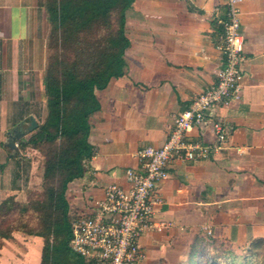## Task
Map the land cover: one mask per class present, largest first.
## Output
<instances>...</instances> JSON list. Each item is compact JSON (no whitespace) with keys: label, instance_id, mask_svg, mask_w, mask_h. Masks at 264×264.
<instances>
[{"label":"crops","instance_id":"obj_1","mask_svg":"<svg viewBox=\"0 0 264 264\" xmlns=\"http://www.w3.org/2000/svg\"><path fill=\"white\" fill-rule=\"evenodd\" d=\"M225 13L226 0H134L127 8L125 74L96 89L101 108L90 116L89 136L95 154L85 176L69 184L71 212L79 185L81 216L92 213L108 184L127 185L126 169L139 166V147L163 145L177 114L217 81L222 58L215 18ZM241 21L248 58L243 96L221 111L232 136L207 160L173 164L160 186L165 203L158 216L175 226L145 237L237 254L264 237V0H243ZM49 27L44 0H1L0 204L8 196L32 200L41 189L43 156L22 141L39 125ZM46 116L45 100L43 121ZM190 136L215 140L211 130L196 128ZM43 246V237L14 230L0 237V264H41Z\"/></svg>","mask_w":264,"mask_h":264},{"label":"trees","instance_id":"obj_2","mask_svg":"<svg viewBox=\"0 0 264 264\" xmlns=\"http://www.w3.org/2000/svg\"><path fill=\"white\" fill-rule=\"evenodd\" d=\"M134 0H44L48 14L47 67L43 76L47 116L23 147L43 156L41 199L0 204V237L14 230L44 238L41 264H89L70 246L72 215L66 192L85 176L95 154L90 116L101 108L96 89L125 74L126 10ZM247 255L211 252L193 244L188 264H261L264 237Z\"/></svg>","mask_w":264,"mask_h":264},{"label":"built area","instance_id":"obj_3","mask_svg":"<svg viewBox=\"0 0 264 264\" xmlns=\"http://www.w3.org/2000/svg\"><path fill=\"white\" fill-rule=\"evenodd\" d=\"M242 1L226 0L225 16L215 18L217 49L222 58L217 81L177 114L163 145L139 147V166L126 169L127 185L108 184L103 196L94 201L92 213L73 219L70 246L87 263L143 264L147 252L141 238L175 226V222L158 216L159 207L165 203L160 186L169 177L170 168L179 160L209 159L232 136L233 128L223 120L221 111L243 96L248 58L244 50ZM196 128L211 130L215 140H193L190 133Z\"/></svg>","mask_w":264,"mask_h":264},{"label":"rangeland","instance_id":"obj_4","mask_svg":"<svg viewBox=\"0 0 264 264\" xmlns=\"http://www.w3.org/2000/svg\"><path fill=\"white\" fill-rule=\"evenodd\" d=\"M45 100L46 97L44 96V93H38V104L36 109L38 120L36 119V121L39 124L43 121L41 116L42 106ZM28 126L29 124H22L24 129ZM40 188V191L38 190V192L35 193L36 196L33 199H40L39 197L41 194L44 196L43 181L40 182ZM71 197V202L73 203V211L71 212V215L72 218L75 219L81 217V211L79 210L81 206V185L73 190V196L71 195ZM161 236L162 235L152 234L150 236L148 235L143 237L145 239L142 243L147 252V258L143 264H188L190 261V248L187 246V240L184 244L179 245L180 248H177V246H175L176 244L173 242H164V239ZM165 246H167V248ZM247 253V250H245L241 254L247 255ZM260 258V263L264 264V255Z\"/></svg>","mask_w":264,"mask_h":264},{"label":"water","instance_id":"obj_5","mask_svg":"<svg viewBox=\"0 0 264 264\" xmlns=\"http://www.w3.org/2000/svg\"><path fill=\"white\" fill-rule=\"evenodd\" d=\"M35 126H37V125H36L35 120H33V121H32V126H31V128H33V127H35ZM22 134H23V132H21V131L18 132L17 136L13 137V139L15 140L16 138L21 137Z\"/></svg>","mask_w":264,"mask_h":264}]
</instances>
